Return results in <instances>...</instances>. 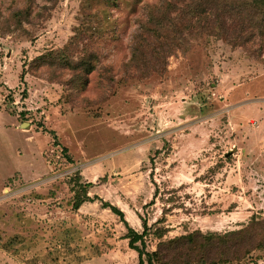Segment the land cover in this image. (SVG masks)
<instances>
[{"label":"rangeland","instance_id":"1","mask_svg":"<svg viewBox=\"0 0 264 264\" xmlns=\"http://www.w3.org/2000/svg\"><path fill=\"white\" fill-rule=\"evenodd\" d=\"M26 1L0 0V18ZM157 1L35 0L21 28L0 30V264H136L103 202L136 231L165 227L163 238L264 217V31L256 57L201 35L139 78L122 65ZM85 44L97 58L81 90L65 84L68 70L27 68L44 50L68 45L74 57ZM75 173L93 198L73 210ZM232 264H264V250Z\"/></svg>","mask_w":264,"mask_h":264},{"label":"trees","instance_id":"2","mask_svg":"<svg viewBox=\"0 0 264 264\" xmlns=\"http://www.w3.org/2000/svg\"><path fill=\"white\" fill-rule=\"evenodd\" d=\"M35 0L0 18L2 33L21 28L29 21ZM49 5L57 0H45ZM45 9V5L42 6ZM144 16L137 22L131 35L129 56L123 63V71L131 69L139 78L161 74L167 57L183 54L192 46V41L201 36L221 38L232 46H240L256 57L259 40L264 31V0H158L143 6ZM73 45L82 40L81 30L73 34ZM82 45L83 50L72 57L68 45L50 48L34 56L27 68L40 66L55 71L68 70L70 76L65 84L76 90L84 88L87 74L96 60L95 51ZM255 46V47H254ZM56 76V75H55ZM23 124V122H21ZM52 144L57 145L54 132L49 130ZM65 153L66 148L61 147ZM77 173L71 179L72 199L70 207L76 210L84 201L92 200L87 195L91 182L79 181ZM117 214L125 228L123 237L127 246L136 252V264H232L248 258L253 251L264 250V217L251 215L243 226L224 231H201L193 229L172 237L163 238L167 229L162 226L147 227L141 221V230L136 231L123 220L121 211L103 202ZM161 218L157 219L160 221ZM155 239L152 250L145 248V237Z\"/></svg>","mask_w":264,"mask_h":264}]
</instances>
